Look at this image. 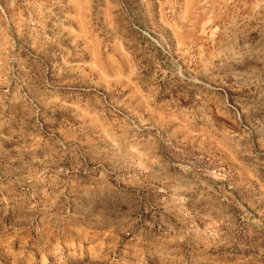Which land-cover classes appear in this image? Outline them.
Returning a JSON list of instances; mask_svg holds the SVG:
<instances>
[{
    "label": "rangeland",
    "instance_id": "374dc122",
    "mask_svg": "<svg viewBox=\"0 0 264 264\" xmlns=\"http://www.w3.org/2000/svg\"><path fill=\"white\" fill-rule=\"evenodd\" d=\"M0 264H264V0H0Z\"/></svg>",
    "mask_w": 264,
    "mask_h": 264
}]
</instances>
